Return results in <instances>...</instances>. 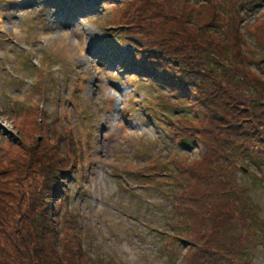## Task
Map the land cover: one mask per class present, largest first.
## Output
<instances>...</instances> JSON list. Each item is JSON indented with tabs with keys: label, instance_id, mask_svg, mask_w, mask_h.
<instances>
[{
	"label": "rangeland",
	"instance_id": "obj_1",
	"mask_svg": "<svg viewBox=\"0 0 264 264\" xmlns=\"http://www.w3.org/2000/svg\"><path fill=\"white\" fill-rule=\"evenodd\" d=\"M126 2L131 3L0 0V264H187L188 245L164 241L158 233L176 227L178 231L189 230L188 234L198 240L199 250H204L208 239L199 233L203 230L199 224L203 210H196L202 206L189 212L181 208L173 221L169 217L172 197L167 191L171 190L170 181L163 177L168 171L152 166V158L160 156L167 161L166 156L174 153L193 162L202 159L200 168H205L208 157L207 145H175L160 125L169 117H191L201 103L197 96L188 115L175 113L166 104L182 100L161 87V80L152 73L154 64L155 71L162 65L146 55L139 58L141 62L135 57L136 49L129 40L134 30L128 24L140 16L147 17L152 6L165 8L160 14L166 24L149 22L150 31L145 27L149 52L161 48L163 55L172 60L182 57L205 74L210 73L207 65L212 69L215 65L260 85L257 94L263 97L255 99L249 112L261 125L256 121L255 127L241 119V124H235L231 115L224 114L226 111L213 109L205 115L211 118L214 112L221 114L223 125H211L199 112L196 131L202 134V141H207L224 130L222 127H240L236 132L253 141V151L264 161V139L259 140L264 138V0H137L129 6ZM246 2L249 5H243ZM136 10L139 17L134 15ZM215 10L236 11L241 20L233 21L230 31L221 30ZM154 20H159V15ZM151 34L156 36L153 42L149 41ZM49 50L53 57L47 61L51 53H45ZM205 58L206 66L201 62ZM198 76L204 79V89L206 77ZM7 96L17 101L37 99L41 104L40 124L29 122L19 106L11 111L13 103ZM191 125L196 123L184 126ZM222 137L234 141L233 136L222 133ZM62 154L74 161H69L67 170L65 163L57 161L62 160ZM46 165L49 171L53 167L66 170L61 187L69 197L61 192L59 200L55 195L46 203ZM148 173L155 179L150 187L146 184ZM237 180L256 205V218L264 223V165L240 170ZM34 182L38 190L33 194ZM196 184L195 190L199 188V182ZM226 192L219 190L221 195ZM37 195L40 202L34 198ZM35 203L40 205L37 214L44 219L35 237L34 246L40 252L37 260L16 239L18 228L30 230V216L24 214L30 213ZM67 209L72 211V219L66 215ZM233 210L228 219L234 223L237 218L239 228L242 218ZM23 215L22 220L19 217ZM245 219L238 249L250 245L246 264H264V244L256 243L260 224L248 226ZM69 220L74 221L76 231L72 230L84 240L83 258L88 263L72 258V232L66 225L73 223ZM46 229L52 231L49 236ZM15 246L23 250L22 257Z\"/></svg>",
	"mask_w": 264,
	"mask_h": 264
},
{
	"label": "trees",
	"instance_id": "obj_2",
	"mask_svg": "<svg viewBox=\"0 0 264 264\" xmlns=\"http://www.w3.org/2000/svg\"><path fill=\"white\" fill-rule=\"evenodd\" d=\"M129 1L131 3L126 2L128 6L137 2V0ZM246 3L247 4L244 3L243 5H249V2ZM160 7L161 10L158 6H152L147 17L140 16L138 20L128 24V26L134 30L132 36L129 38L130 44L134 45V48L136 49L135 57H137L139 62H141L139 58L146 55L151 57L153 60H157L162 65L160 66L161 70L157 69L155 71L154 67H156V65L154 64L152 73L157 75H154V78L158 77V81L161 80L159 82L161 87H163L166 91H169L171 95L176 97L178 96V98L182 100L180 101L176 99L177 101L172 100L171 102H168V104H166V106L168 105V108L174 109L175 113H179L178 111H181L184 115H188V113H190L189 111L196 105V98L198 96L201 108L195 110V112L191 114V117H169L168 122H163V124L160 122V125L163 130L168 133L167 137L175 143V145L182 144V146H186L189 143L200 146H203L204 144L207 145L208 149L206 150V154H208V157L205 159V161H207V166L205 168H200L203 164L202 159L193 162L187 158H180L178 155H174V153H170L166 156L167 161L161 160L160 156L158 159L152 158V166L154 168L156 167V169L158 168V171L162 168L168 171V173H165L163 177L168 178V182L170 181L169 185L171 187L169 188L171 190H167L171 193L170 197H172V206L170 208L169 217H171L174 221L175 218H178V215H180L179 210L181 208L189 212L188 210H195L197 206H202L201 208L196 209L197 211L203 210V212L200 211L199 219V224H203V230L199 233H202V237L205 238V240H208H206V243L203 246L204 248L202 247L204 250H199L201 247L197 244L198 240L189 235V230L187 229L181 230L182 234L180 230H177V227L175 228L176 230H159L158 233L162 236L164 241L171 239V242L188 245L185 248L188 252L187 264H246L245 260L250 258L249 255L251 246L248 244L249 247L247 249H238V242L241 241L240 234L242 232L240 227H243V217L244 219L246 218V222L248 221V226L256 225L252 224L253 222L260 224V240H256L257 244H264V223L256 218V205L252 203L250 197L247 195V191L239 185L237 173L240 170L248 171L249 168H252V166H259L260 168L261 165H264V161L260 159V156L256 154V152L253 151V141L248 136L236 132V129H239L240 127H222L221 129L224 130H220L215 135L210 136L207 140L208 142L206 140L202 141L204 138L200 132L196 131V129H198V113L207 112V115H209V111L213 109H216L214 111L220 110L222 113L223 110L226 111L224 114L231 115L235 124H241V120H249L251 121L250 125L252 126L255 125L256 127V121L257 125H261L258 117L253 118L249 112L255 99L263 97L259 93L257 94L258 86L260 85H257V82L256 84L249 83L250 81H245L243 79L244 77H239V75L227 74L229 73L228 70H221L218 66L214 65L212 69L210 65L208 66L206 64L208 56L204 59L205 61H201L205 66L207 65L206 67L209 68L208 70L210 71V73L206 71L205 74L200 70L202 68H198L199 70L196 68L194 69L191 66V63L184 60L182 57L172 60L168 55H163L160 50L161 48L157 49L156 53L149 52V47L145 41L147 38L144 36V32L146 31L145 27L149 26V22H154L155 26L156 24H160L161 26H165L164 24H166V21H161L164 16L160 14V11L164 12L166 10L161 4ZM240 9H242V6ZM157 10H159V13H157ZM136 13L137 10L134 12L135 16H137ZM156 15H159V20H154ZM215 15L219 26V20H221V26L219 27L221 30L230 31L232 29V22L241 20L240 14L236 11L235 13H223V11L218 12L215 10ZM187 24L191 25L192 22H188ZM150 30L151 28L149 26L148 31ZM155 38L156 36L154 34L149 35V41L153 42L155 41ZM47 53H51L47 59V61H49L53 57V51L49 50ZM47 53H45V55ZM256 65V69L258 71L259 64ZM31 67H34L33 63H31ZM222 68L224 67L222 66ZM34 73L38 75L35 70ZM200 74L206 77L204 89L202 87L203 83H201L204 79L199 78L198 75ZM222 74L226 75L221 76ZM226 83H230V86ZM232 93L237 96H233ZM240 93H243L244 95ZM234 99H239L240 101L238 100L235 102ZM12 103L13 110L11 111H16L14 110V107L19 106V111H24V114L29 116V122H32L34 125L40 124L38 116L40 114L41 104L37 99L29 101L28 99L19 98V101L16 100ZM185 111L188 112L185 113ZM214 113L215 115L211 118H215V120L208 118L204 113V115L208 118V122L210 121L211 125H223L224 122L222 120V116L220 117L221 114L217 112ZM259 115L263 116L262 113H259ZM238 119L239 122L236 123ZM191 121L195 122L196 125H191L190 127L184 126L186 123L190 125ZM222 133L226 136H233L234 141L230 142L228 140H224ZM167 137L166 139H168ZM262 139L264 138H260L259 140L262 141ZM261 144L262 142H260V145ZM77 150L81 152L80 147H78ZM68 158L69 155L66 158L64 154H62V160H57L63 164L65 163L66 170L68 169L69 161H71ZM70 163L73 164L74 161H71ZM66 170L59 167H53L49 171L46 165L45 171L48 173V182L45 183L46 186H48L46 195L47 198L45 200L46 203H48L51 197L55 195H58L57 198L59 200L61 192L63 195H67L69 197L66 191L61 187L63 183L61 177L65 175ZM152 176V173H148V180L146 182L148 187H150L153 181H155ZM33 181H36V178H33ZM196 182H199V188H197V190H195L197 185ZM52 184H54L53 187ZM201 184L202 189H200ZM34 186H36V188L34 189L33 194L37 193V182H34ZM220 188L221 190L224 188L227 192L224 195H221L219 193ZM34 198L36 201L40 202L39 195ZM39 207L40 205L37 206V204L36 207L32 205L30 208V213L32 211V214L29 212L24 214L30 216L28 221L30 230L18 228L16 231V239H18V242L23 246L25 251L35 260H37L40 255V252H38L34 246L35 237L41 225L40 221L44 220L40 213L37 214ZM231 209H234L233 211L236 210L238 217L240 216L242 218L239 220V228L236 226V222L238 221L237 218L234 223H232V220L228 219V215L231 214ZM65 213L70 216L71 219L73 218V214L70 209H67ZM24 215L19 218L23 220V217H25ZM50 221L51 217H48L46 219V223H48L47 226L50 225ZM69 223H73V225H66V228H71L72 232V235H70L73 244L72 258L78 262L81 258L84 261H87L83 258L84 249L82 248V245H84V240L78 235V233L74 232L76 231L74 221L69 220ZM46 232L47 234L48 232L52 233L50 229L48 231L46 229ZM43 235L44 233L41 232L40 237L42 238ZM55 242L57 243V246H60L58 239L55 240ZM51 247L53 250V246ZM176 247L177 245H174V249ZM61 249L65 252L64 248ZM174 249L173 252L175 251ZM15 252L21 257L24 255L23 250H19L16 246ZM238 261L240 263H238ZM181 262L182 260H180V263Z\"/></svg>",
	"mask_w": 264,
	"mask_h": 264
}]
</instances>
